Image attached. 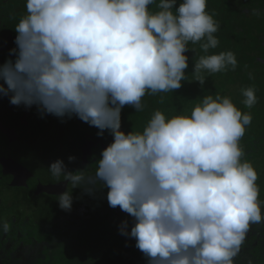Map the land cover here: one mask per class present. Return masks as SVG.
Masks as SVG:
<instances>
[{
    "label": "clouds",
    "instance_id": "obj_1",
    "mask_svg": "<svg viewBox=\"0 0 264 264\" xmlns=\"http://www.w3.org/2000/svg\"><path fill=\"white\" fill-rule=\"evenodd\" d=\"M25 7L9 52L15 58L0 64V96L113 137L93 174L57 159L51 175L89 195L107 188L109 207L132 217L130 231L124 220L120 233L135 239L147 264H234L250 225L264 220L258 173L240 144L251 113L230 97L207 95L190 115L157 109L142 131L122 130L125 106L141 112L146 94L182 87L189 42L204 41L205 53L217 47L208 0H26ZM236 65L228 51L201 56L193 71ZM242 93L246 107L257 103L254 88ZM57 197L70 211L72 191Z\"/></svg>",
    "mask_w": 264,
    "mask_h": 264
},
{
    "label": "trees",
    "instance_id": "obj_2",
    "mask_svg": "<svg viewBox=\"0 0 264 264\" xmlns=\"http://www.w3.org/2000/svg\"><path fill=\"white\" fill-rule=\"evenodd\" d=\"M149 9L158 10L156 4L150 5ZM207 11L219 24L218 31L214 33L219 41L217 47L205 53L201 48V43L204 41L195 44L189 42L190 51L186 53L189 56V67L185 71L182 87L172 92L146 94L142 99L145 105L144 111L137 112L131 106H125L122 110V130L142 131L157 109L169 118L179 114L190 115L194 106L207 95H212L214 98L217 94L230 97L242 112L252 115V110L258 111L252 117L251 124L246 126L247 135L242 137L241 147L245 153L242 159L254 161V168L262 177L264 169L259 174L257 170L259 166L256 165L264 162V155L259 154L261 149L264 150V0H208ZM228 51L236 56L235 68L229 66L218 73H210L207 70L194 73V64L201 56ZM198 77H203V84L199 83ZM249 87L255 89L257 96V103L251 108L243 104L245 97L242 90ZM96 200L95 198L94 201ZM259 200L264 216V193L259 195ZM102 203L101 207L93 205V213L88 215L83 214V210L85 213L89 205L83 202L78 203L80 206L83 204L84 208L81 211L79 208L65 211L59 207L58 202L54 203L55 205L53 202L50 204L45 202L40 204L41 208L39 207L37 211L27 214L21 208L15 210L13 205L7 204L6 200L2 201L0 197V234L3 232L2 237H4L2 225L8 223L10 229L5 234L13 235L10 240L14 242L6 246L0 244V264H50L44 258L48 253L50 257H55L52 251L54 245L58 242L64 245L65 237L79 233V229H82L87 222H102L103 218L99 217L102 212L123 219V211L118 206L109 207L105 199ZM81 216L82 221L79 220ZM26 217L29 218L25 220ZM33 219L34 222L31 223ZM28 224L29 227L32 226V231ZM95 242L98 243L96 249L101 250L98 253L102 254V257L98 258L100 262L115 263L117 256L111 261L108 251H103L105 249L100 246L102 241L100 239L91 241L92 244ZM126 248L130 252L126 259H132L136 264H147L145 259L134 258L133 248ZM47 250L49 251L46 253ZM233 260L234 264H264V220L250 225L240 251Z\"/></svg>",
    "mask_w": 264,
    "mask_h": 264
},
{
    "label": "flooded vegetation",
    "instance_id": "obj_3",
    "mask_svg": "<svg viewBox=\"0 0 264 264\" xmlns=\"http://www.w3.org/2000/svg\"><path fill=\"white\" fill-rule=\"evenodd\" d=\"M25 1L0 0V64L15 58L14 55L10 57L9 52L16 47L14 39L17 34L14 30L19 19L26 15V7L22 5ZM63 127L69 131L67 136L73 139L71 145L63 139ZM98 131L76 117L64 118V122L60 118L54 120L51 114L41 118L36 106L30 109L23 105L14 106L8 97L0 96V193L11 191L13 196L16 195L15 198L24 200L26 206L22 209L27 214L37 211L45 202H58L57 196L67 190L72 191V209L79 208L81 211L83 204L89 205L88 209H94L93 205L103 206V199L107 201V188L98 186L94 194L89 195L81 187L72 188L63 176L53 177L48 170L52 162L57 159L64 161L65 158L64 163L69 171L83 169L85 176L93 174L101 150L113 140L108 130L102 137L97 135ZM70 156L75 157V160L69 162ZM57 182H61V185L56 186ZM80 202H83L81 206L78 204ZM99 252L101 250L96 249L94 256ZM127 254L130 252L126 251L124 257L116 258L112 264H136L134 260L125 258ZM99 255L102 257V254ZM108 255L113 261L109 252ZM93 262L102 264L97 257L86 259L84 264Z\"/></svg>",
    "mask_w": 264,
    "mask_h": 264
},
{
    "label": "rangeland",
    "instance_id": "obj_4",
    "mask_svg": "<svg viewBox=\"0 0 264 264\" xmlns=\"http://www.w3.org/2000/svg\"><path fill=\"white\" fill-rule=\"evenodd\" d=\"M26 5V1L22 4ZM247 110V109H246ZM261 112V109H260ZM255 113H258V111L252 110V117L254 116ZM54 120H58L57 117L53 116ZM66 128V125H65ZM64 127L61 128L62 131V136L63 139L65 140V143H70V145L72 144L71 141V137H68L67 134L69 135V131L66 130ZM246 134V133H245ZM247 135V134H246ZM243 139V138H242ZM242 139L240 141L241 146L243 145L242 143ZM73 140V139H72ZM250 140V138H249ZM108 145V144H106ZM264 155V150L261 149L260 153ZM66 157V156H65ZM249 161V160H247ZM64 162H65V158H64ZM251 162V161H249ZM253 167H255L254 165V161L251 162ZM258 167L257 170H259V174L262 172V169H264V162H261L260 164L258 163L256 165ZM257 185L259 186L260 189V194L264 193V175L262 177H260L258 175V180L256 181ZM11 192V191H10ZM9 191H3L0 193L1 199L2 201L6 200L7 204H11L14 206L15 210L18 208L25 207L26 205H24V200H20L18 198H15V194L13 196L12 192L10 193ZM42 198H46L45 196H43ZM40 198L39 200H47V199H42ZM16 206V207H15ZM98 212V211H97ZM89 213H93L92 209H88L86 208V211L84 213L83 210V214L88 215ZM33 214V213H32ZM123 219H121V217H113L111 215H105V212H102L99 217L103 218L102 222H95V223H91V222H87L82 229H79V233H76L72 236H66L64 241V245L60 244V242L56 243L54 245V248H52V251L55 254V257H50L49 253L48 255H46V258H44V260L50 264H84V262L86 261L87 258L91 259V257H97L100 258V255L97 253L96 256H94L95 250L96 249H92L94 248V243L92 244L91 241L92 240H96V239H100L102 242L100 244V246L102 245V247L105 249L103 251H108L111 255V257H116L117 258L120 256L121 258L125 256L126 251L128 250L126 247L133 248L132 252L135 255V259H145L146 258L144 256V254L135 247V239L134 238H129L125 235H122L120 233V225L121 222L124 220H128L129 222V231L132 225V217L123 212ZM24 215V214H23ZM34 215V214H33ZM119 218V219H118ZM80 221L83 220V217L81 216V218H79ZM104 220L106 222H104ZM31 223L34 222V219L30 221ZM30 223V225H32ZM29 227V224H28ZM30 230L32 231V226L29 227ZM28 230V229H26ZM75 232V231H73ZM3 232L0 234V244L6 246L7 244H13L14 242H11V237L13 235L9 234L10 236H7L4 233V237H2ZM31 235V234H30ZM40 236V235H38ZM96 243V242H95ZM49 250L46 251V253ZM116 254V255H115ZM115 255V256H114ZM86 258V259H85ZM119 259V258H118ZM81 260V261H80ZM97 260V259H95ZM139 261V260H138ZM44 262V261H43ZM94 263V262H93ZM96 264V263H94Z\"/></svg>",
    "mask_w": 264,
    "mask_h": 264
},
{
    "label": "water",
    "instance_id": "obj_5",
    "mask_svg": "<svg viewBox=\"0 0 264 264\" xmlns=\"http://www.w3.org/2000/svg\"><path fill=\"white\" fill-rule=\"evenodd\" d=\"M55 185H56V186H57V185L59 186V185H61V182H60V183L57 182V183H55Z\"/></svg>",
    "mask_w": 264,
    "mask_h": 264
}]
</instances>
